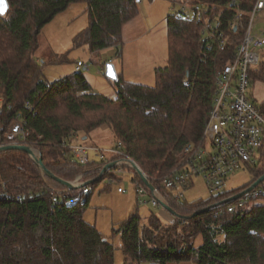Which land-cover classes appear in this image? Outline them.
I'll use <instances>...</instances> for the list:
<instances>
[{"label":"trees","instance_id":"obj_1","mask_svg":"<svg viewBox=\"0 0 264 264\" xmlns=\"http://www.w3.org/2000/svg\"><path fill=\"white\" fill-rule=\"evenodd\" d=\"M232 1L193 0L207 8L210 22L216 20L225 34L223 51L202 35L203 21L171 15L168 64L155 70V85L129 83L117 74L112 99L94 93L82 71L46 83L35 55L43 29L81 3L89 23L77 41L88 44L92 54L118 48L125 26L139 15V0H8L9 11L0 17V95L12 106L3 115L5 131L13 115L23 113L35 157L48 173L66 182L79 175L94 186L105 178L121 181L114 168L102 175L111 160L81 166L64 146L76 135L84 145L103 127L112 129L116 142L147 176L170 174L183 150L202 140L216 94V73L232 60L244 38L241 29L231 27L236 17ZM238 1L247 21L253 1ZM250 80L251 85L264 84V50ZM1 142L6 144L4 136ZM250 171L254 180L244 188L206 201L168 200L178 215L170 225L152 214L142 226L141 217L133 215L119 231L124 264H264V202L233 213L222 206L210 209L264 175L261 164ZM65 188L29 154L0 152V195L7 198H0V264H115L114 246L84 220L90 197L85 208L53 207V193ZM199 237L202 244L197 247Z\"/></svg>","mask_w":264,"mask_h":264},{"label":"built area","instance_id":"obj_2","mask_svg":"<svg viewBox=\"0 0 264 264\" xmlns=\"http://www.w3.org/2000/svg\"><path fill=\"white\" fill-rule=\"evenodd\" d=\"M252 1L253 7L247 21L244 20L245 12L240 9L239 1L231 2V6L236 8V17L231 22V27L235 30L241 29L244 38L234 50L232 60L216 73V94L202 140L183 150L177 167L170 174L161 178H150L143 172L148 181L146 184L138 173L140 166L126 154L121 142H116L108 151L99 150V161H108L105 152L112 155L114 161L107 165L112 166L109 169H115V174L119 175L121 181L124 176L125 179L131 178L139 207L166 210L163 204L168 205V200L180 202L185 199L186 193L194 187L197 179H203L212 196L222 194L228 191L226 186L233 174L260 164L264 150V111L251 90L250 71L259 66L264 50V27L256 29L257 17L264 11V0ZM172 2L176 7L173 16L189 21H203L202 35L216 42L221 51L225 49V34L219 30L216 20L210 22L205 6L193 4V0ZM84 67L85 63L78 62L76 71L81 72ZM26 107L32 109L30 103ZM6 109L11 110L12 106H6L4 98L0 96V148L21 145L28 146L33 151L28 143L25 115L21 112L13 115L8 130L5 131L3 115ZM3 136L6 144L1 142ZM64 146L71 149L73 159L79 165L87 166L93 162L89 156V148L79 141L77 135ZM94 150L97 152V149ZM30 157L38 164L34 151ZM93 183L94 181L87 182L83 175H79L70 182L72 188L59 189L53 193V207L85 208L92 194ZM117 191L127 192L121 186ZM238 195L230 196L210 209L222 206L223 210L233 213L249 204L264 202V183L240 197ZM0 198L7 199L2 195Z\"/></svg>","mask_w":264,"mask_h":264},{"label":"rangeland","instance_id":"obj_3","mask_svg":"<svg viewBox=\"0 0 264 264\" xmlns=\"http://www.w3.org/2000/svg\"><path fill=\"white\" fill-rule=\"evenodd\" d=\"M172 1L139 0V15L126 27L118 48H109L93 54L88 44L77 41V37L88 27L86 5L81 3L71 6L67 11L57 15L42 31L35 58L41 64L43 80L52 84L67 79L77 72V63L83 62L86 67L82 69V73L94 93L113 97L114 83L105 76L106 65L112 63L126 82L154 86L155 70L168 64L167 17L173 15L176 8ZM263 88L262 86L259 88L256 84L251 86L252 92L261 104H264ZM103 128L105 130L96 132L84 142L89 148L90 159L94 161H99V150L108 151V148L116 143L112 129ZM94 149H97V152ZM110 160L113 163L114 160L112 158ZM260 164L264 167V150ZM253 180L254 175L250 167H247L229 178L226 189L238 190L246 187ZM90 181L92 180L87 182ZM112 181L105 178L95 186L92 185L94 188L84 220L96 226L103 237L114 246L115 264H124L123 242L119 231L126 221L133 215H138L142 220L141 225L144 226L148 225V219L152 214L159 216L163 221L168 219L163 216L166 212L161 208L153 209L149 206L137 205V195L130 177L125 179L124 176L123 181ZM120 186L127 192L118 193L117 189ZM211 197L212 194L203 179H197L194 187L186 193L185 199L181 202L206 201ZM201 244L202 239L199 237L195 245L198 247ZM181 264L196 263L189 261Z\"/></svg>","mask_w":264,"mask_h":264},{"label":"water","instance_id":"obj_4","mask_svg":"<svg viewBox=\"0 0 264 264\" xmlns=\"http://www.w3.org/2000/svg\"><path fill=\"white\" fill-rule=\"evenodd\" d=\"M0 17H4L8 11H9V3H8V0H5L4 4L2 6H0ZM105 76L106 78H108L109 80H112V81H115L117 80L118 78V75H117V71H116V68L115 66L112 64V63H108L106 65V68H105ZM9 150H17V151H22V152H25L29 155H32L33 154V151L28 147V146H21V145H8V146H3L0 148V152L2 151H9ZM38 165L40 166V168L42 169L43 172H45L47 175L51 176L52 178H54L58 183H60L61 185L67 187V188H72L70 182H66V181H63L61 179H58V178H55L54 176H52L50 173L47 172V170L45 169L43 163H42V160L41 159H38ZM112 166L111 165H107L104 170H103V173L102 175L107 171V169L111 168ZM138 170V173L139 175L141 176L142 180L144 183L148 184V181L147 179L145 178L144 174H143V171H141V169H137ZM101 175V177H102ZM264 183V175L259 179L257 180L251 187H249L248 189H246L245 191H243L241 194H239L237 197H240L241 195L243 194H246L248 192H250L251 190H253L254 188H256L257 186H259L260 184ZM163 206L165 207V209L167 211H169L173 216H178L176 214V212H174L168 205L166 204H163ZM198 213H195L192 217H195L197 216Z\"/></svg>","mask_w":264,"mask_h":264},{"label":"crops","instance_id":"obj_5","mask_svg":"<svg viewBox=\"0 0 264 264\" xmlns=\"http://www.w3.org/2000/svg\"><path fill=\"white\" fill-rule=\"evenodd\" d=\"M129 24V23H128ZM128 24L125 26V28H124V31L123 32H125L126 31V27L128 26ZM261 27H264V11L262 12V13H260L259 14V16L257 17V25H256V29H259V28H261ZM116 68V67H115ZM117 71V70H116ZM117 74H118V72H117ZM256 85H259V88H260V86H262V87H264V84H261V83H257ZM263 91H264V88L262 89ZM94 92V91H93ZM116 97V94L114 93L113 94V97H110V98H112V99H114ZM103 130H105V128H101V129H99V130H97V131H95V132H93L92 134H91V136H94L95 135V133L96 132H100V131H103ZM112 148V147H111ZM108 149H110V148H108ZM102 150H104V149H102ZM105 157H106V159H111L112 158V155H110V154H105ZM92 161H94V160H92ZM89 206V205H88ZM163 211H165L166 213H163V216L164 217H166L168 220H165V221H163V220H161V218L159 217V216H157L162 222H163V224L164 225H170V224H172V222H174V217L175 216H173L169 211H167V210H163ZM172 217H171V216Z\"/></svg>","mask_w":264,"mask_h":264},{"label":"snow or ice","instance_id":"obj_6","mask_svg":"<svg viewBox=\"0 0 264 264\" xmlns=\"http://www.w3.org/2000/svg\"><path fill=\"white\" fill-rule=\"evenodd\" d=\"M5 0H0V6H2L4 4ZM2 10V9H0Z\"/></svg>","mask_w":264,"mask_h":264}]
</instances>
